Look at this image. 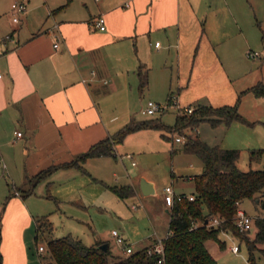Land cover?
<instances>
[{
  "label": "crops",
  "instance_id": "1",
  "mask_svg": "<svg viewBox=\"0 0 264 264\" xmlns=\"http://www.w3.org/2000/svg\"><path fill=\"white\" fill-rule=\"evenodd\" d=\"M11 1L3 10L0 0V13H11V20L21 24L3 30L0 23V163L15 188L16 181L26 187L9 190L0 211L1 264H31L28 236L32 227L36 231L38 207L32 200L36 187L33 194L23 195L28 179L51 164L73 160L132 118L143 120L132 108L136 97L168 95L169 100L177 90L185 106L206 102L218 107L234 104L241 91L259 82L264 85V62L257 65L247 58L249 28L235 15L233 0H21L27 10L16 22ZM98 16L105 18V30L96 26ZM139 69L148 79L142 91ZM239 108L249 124L212 126L226 128L223 147H236L229 136L233 131L249 135L255 130L261 144L251 150L264 152V95L244 92ZM154 131L159 130L129 133L113 157L88 158L83 164L88 173L58 168L39 183L60 177L89 183L85 196L103 204L90 186L103 177L101 166L150 146L157 137ZM195 174L181 175V186L190 182L194 188ZM124 184L133 186V196L145 197L140 182L117 185ZM153 184L156 189L155 180ZM67 187L74 199V186ZM181 191L192 195L195 188ZM169 209L164 201L170 222ZM156 239L150 237L142 248Z\"/></svg>",
  "mask_w": 264,
  "mask_h": 264
},
{
  "label": "rangeland",
  "instance_id": "2",
  "mask_svg": "<svg viewBox=\"0 0 264 264\" xmlns=\"http://www.w3.org/2000/svg\"><path fill=\"white\" fill-rule=\"evenodd\" d=\"M6 1L3 0L5 5L3 10L6 9ZM232 7L236 13L235 15H238L240 21L244 22L249 28L250 49L260 53L254 58H249L246 54L247 58L250 61H255L257 65H261L264 62V0H233ZM0 23L3 30L11 28L13 24L14 26L21 24L19 22L15 24L11 20V13L7 17L4 11L0 13ZM172 94L173 101L170 102L168 95L155 98L145 94L141 100L139 99L140 96L136 97L132 100V108L136 112V117L140 119L160 117L163 123L173 126L179 113L178 108L173 104L174 101H178L182 107L186 104L179 98L177 90H174ZM149 100L164 105L166 107L165 111L158 112L155 115L142 114L140 110ZM225 129H214L206 122L200 124L198 133L202 139L208 140L211 144H219L222 147L227 139L224 135ZM184 131L189 133L191 129H185ZM231 131L233 130H229L228 133ZM254 131H251L249 135H245L246 132L239 134L238 131L237 134L234 131L229 134V136L231 135L230 139L233 141L232 144H235L236 149H240V157L237 163L243 170L260 169L264 166V152L261 157L256 156L253 159L249 155V151L256 147V144H261L254 137L257 136ZM154 132H156L157 137L152 139L151 145L146 146L144 149L137 148L133 152V158L124 157L121 159L118 157V160L113 159L112 166L110 163V166H101L100 172L103 177L97 181L94 180L95 182L92 181L90 186L96 190L95 193L100 196V199L104 202L103 204L96 202V199L90 195L85 196V193L91 191L88 187L89 183L87 185L81 184L77 180L61 181L60 177V179L51 180V183L47 185L41 182L36 186V195L32 199L38 207L35 214L36 219L47 216L49 221L53 222V230L50 234L45 232L44 236L39 237V239L35 238V227L30 230L28 239L31 264H48L42 259V256L46 255L47 239L68 235V233L80 238L88 245L99 239L105 240L113 254L123 255L125 253L122 251V247L116 242V237L112 236V231L115 229L127 239L134 251L146 245L150 237L162 239L167 236L169 219L167 212L164 210L163 187L174 183L177 192H182L181 190L186 188L188 192L191 191L194 189L192 183L187 182L184 187L181 186L183 185L181 175L199 173L200 166L204 165L199 156L182 151L181 146L184 141L175 140L176 136L182 135L181 132H166L172 136L170 141L161 136L160 130ZM118 146L121 149L123 148L121 147L123 144ZM172 148L174 151H172ZM260 148H264V146ZM133 160L136 161V165H132ZM116 162L117 165H115ZM2 167V163H0V211L3 209L6 195L10 194L9 190L13 192L17 188L20 190L26 187L16 181L15 188L14 182L8 177L6 169ZM113 171L118 176L113 174ZM145 177L152 182L156 181L157 192L155 194L145 195L142 198L135 197L133 196L135 194H132L129 198L121 199L107 187V184L128 183L130 180L140 182ZM85 178H89V182L92 180L88 175H85ZM69 183L74 186V199H71L72 194L68 191L72 189L67 187ZM102 193L104 194L102 195ZM132 204L137 205L138 208H132ZM240 206L252 217L264 216V210L250 198L243 199ZM1 227L2 224L0 223V241L2 236ZM256 229L255 225L254 229L248 232L250 240H254ZM219 238L223 242L222 246L218 240L209 239L206 241L207 249L211 251L219 264H251L248 261L249 250L244 241L225 232H221ZM41 244L45 246L43 255H39L37 251L38 246ZM234 244L239 246V252H234L231 249ZM255 262L256 264H264V255L259 249L255 252Z\"/></svg>",
  "mask_w": 264,
  "mask_h": 264
},
{
  "label": "trees",
  "instance_id": "3",
  "mask_svg": "<svg viewBox=\"0 0 264 264\" xmlns=\"http://www.w3.org/2000/svg\"><path fill=\"white\" fill-rule=\"evenodd\" d=\"M139 80L142 91L148 83L146 71L139 69ZM248 91L264 95V85L259 82L241 91L234 104L217 107L206 102H197L190 104L194 106V110L190 113L181 108L173 126L163 123L160 117L143 120L132 118L117 131L78 154L73 160L51 164L50 167L37 172L28 179L29 186L26 190H22L23 195L33 194L36 185L58 168L75 167L81 172L88 173L83 165L88 158L115 156V147L121 144L129 133L143 128H152L161 130L162 137L170 141L172 136L166 132H181L184 136L182 150L199 156L204 166L201 173L193 176L194 199L177 201L176 205L169 209V236L164 239L165 261L163 264H219L211 251L207 249L206 241L218 240L222 246L223 242L220 241L219 236L225 231L245 242L249 250L248 261L256 264V250H261L264 255V216L255 218L257 229L254 240H250L248 231L237 229L234 216L245 198L252 199L264 210V166L260 169L243 170L237 165L240 149L211 144L208 140L202 139L198 133L200 124L206 122L213 127L221 123L230 125L237 121L249 124L239 108L244 92ZM185 129H191V131L187 133ZM261 153L263 149L250 150L251 159ZM107 187L122 199L130 197L135 192L131 184H114ZM216 216L223 220L221 224L210 226L206 223ZM35 223L36 238L43 237L45 232L52 233L53 222H50L47 216L38 217ZM194 223H197V226H194ZM102 243L104 241L99 240L88 245L80 238L68 233V235L47 239V251L42 259L48 264H158L157 255H149L146 251L147 246L135 250L130 255H123L113 254L110 246L107 250L101 249ZM1 262L0 253V264Z\"/></svg>",
  "mask_w": 264,
  "mask_h": 264
},
{
  "label": "built area",
  "instance_id": "4",
  "mask_svg": "<svg viewBox=\"0 0 264 264\" xmlns=\"http://www.w3.org/2000/svg\"><path fill=\"white\" fill-rule=\"evenodd\" d=\"M12 11H13V20L16 22L18 19V14L19 13H24L27 10V5L25 4V2L21 1V0H15L12 4ZM96 26L99 27V29L101 30H105L106 29V24H105V18H103L102 16H98L96 19ZM159 44V42L157 41L156 45ZM55 47L58 46L57 43L54 44ZM259 55V52L257 51H249L248 52V56L251 57H255ZM170 101H173V97L171 98ZM176 105V107L179 109L183 108L185 111H187L188 113L192 112L194 109L193 105L190 106H180L178 101H174V103ZM166 107L162 104H160L159 102H154L153 100H149L144 106L143 108L140 110L142 112V114H147V115H155L158 112H163L165 111ZM22 134L21 131H18V135ZM176 141H183L184 140V136H176L175 137ZM127 157L133 158V155L131 153H128V155H126ZM133 164H135V161H133ZM5 165V164H4ZM16 192V191H15ZM16 194H19L18 192H16ZM192 200L194 199V194L192 195H188L186 193L183 192H177L175 191V188H173L172 185H166L164 186V201L165 204H167V206L171 209L173 208L177 201H183V200ZM255 218L256 217H252L250 216L241 206H239V208L237 209L235 216H234V222L235 225L237 227V229L239 231H251L254 229L255 226ZM223 222V220L219 217H213L212 220H210L208 222V224L210 226H217L219 224H221ZM194 226H197V223L193 224ZM225 233H228L225 231ZM169 231L167 233L168 237L169 235ZM112 236L116 237V242L122 247V251L125 253V255H130L131 253L134 252L132 245H130L127 242V239L122 236L118 230H113L112 231ZM162 238V239H157L153 244L148 245L147 246V252L149 255H157V263L158 264H163L165 261V251H164V239L166 238ZM231 249L234 252H239L240 248L238 245L234 244ZM37 251L40 255H43L42 253L45 251V246L44 245H39L37 248Z\"/></svg>",
  "mask_w": 264,
  "mask_h": 264
},
{
  "label": "water",
  "instance_id": "5",
  "mask_svg": "<svg viewBox=\"0 0 264 264\" xmlns=\"http://www.w3.org/2000/svg\"><path fill=\"white\" fill-rule=\"evenodd\" d=\"M140 189H142L143 194L149 195V194H155L156 189H154V184L152 181L148 180L146 177L142 178L140 181ZM208 223V221L206 222ZM109 247V244L107 242H104L100 244V248L103 250H107Z\"/></svg>",
  "mask_w": 264,
  "mask_h": 264
}]
</instances>
